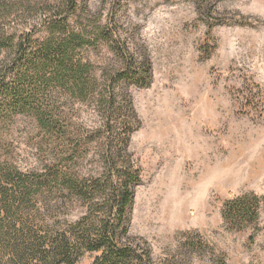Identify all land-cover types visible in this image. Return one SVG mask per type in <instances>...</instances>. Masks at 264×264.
Here are the masks:
<instances>
[{
  "label": "rangeland",
  "instance_id": "1",
  "mask_svg": "<svg viewBox=\"0 0 264 264\" xmlns=\"http://www.w3.org/2000/svg\"><path fill=\"white\" fill-rule=\"evenodd\" d=\"M88 7L89 16L80 11L77 21L94 27L100 19L153 66L150 86L119 88L129 91L141 120L129 147L143 180L131 234L148 243L156 264H264V0H90ZM26 17L12 25L44 38L41 18ZM80 51L102 82L122 67L106 39ZM60 93L75 133L100 127L96 100ZM52 141L31 115H14L0 129V161L40 170ZM82 151L83 173H100L99 147ZM247 193L262 198L260 219L233 227L225 207ZM82 211L75 204L69 218ZM97 254L77 264H92Z\"/></svg>",
  "mask_w": 264,
  "mask_h": 264
},
{
  "label": "trees",
  "instance_id": "2",
  "mask_svg": "<svg viewBox=\"0 0 264 264\" xmlns=\"http://www.w3.org/2000/svg\"><path fill=\"white\" fill-rule=\"evenodd\" d=\"M89 2L0 0V129L14 115L27 114L53 139L49 162L40 170L24 172L0 161V264H77L89 252L98 253L92 264H156L148 243L130 232L143 180L129 147L141 120L129 91L119 92L124 82L150 86L152 62L147 55L136 57L100 19L94 27L77 21L80 11L89 16ZM27 15L41 18L44 38L12 25ZM101 39L122 61L120 69L104 73L103 82L80 51ZM55 92L79 102L96 100L103 111L100 127L75 133ZM92 145L99 147L102 170L88 176L78 161ZM75 204L82 215L70 219ZM261 206L257 194L237 196L225 207V221L238 228L255 224Z\"/></svg>",
  "mask_w": 264,
  "mask_h": 264
}]
</instances>
